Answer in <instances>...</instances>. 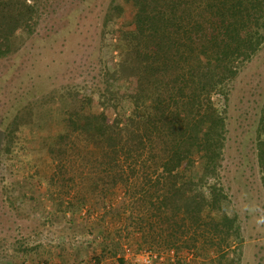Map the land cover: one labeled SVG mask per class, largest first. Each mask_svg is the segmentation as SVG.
<instances>
[{
	"label": "trees",
	"instance_id": "1",
	"mask_svg": "<svg viewBox=\"0 0 264 264\" xmlns=\"http://www.w3.org/2000/svg\"><path fill=\"white\" fill-rule=\"evenodd\" d=\"M48 1L0 0V60L33 37ZM127 9L134 26L103 42L118 49L113 65L99 56V80L89 88L74 80L36 92L2 130L0 159L31 140L26 131L35 142L37 134L34 149L43 154L31 158L32 176L41 162L49 166L41 178L53 209L128 211L141 241L173 248L175 264H187L179 255L186 247L208 255L224 240L243 241L221 170L233 83L264 45V0H110L105 25ZM123 78L136 82L135 93L113 83ZM255 131L264 181V103ZM121 188L130 200L110 204Z\"/></svg>",
	"mask_w": 264,
	"mask_h": 264
},
{
	"label": "rangeland",
	"instance_id": "2",
	"mask_svg": "<svg viewBox=\"0 0 264 264\" xmlns=\"http://www.w3.org/2000/svg\"><path fill=\"white\" fill-rule=\"evenodd\" d=\"M109 1L49 0L48 12L42 15L33 37L13 58L0 60V135L36 92L74 80L89 88L99 80L100 57L106 54L107 64L113 65L118 49L103 42L119 41L121 29L134 24L133 12L127 9L105 25ZM113 83L124 85L123 93L128 92L127 87L131 93L136 91L132 78L114 79ZM263 103L264 45L239 71L228 100L221 177L233 199L231 211L239 215L243 241L228 244L224 240L208 255L195 256L193 247H186L179 255L187 264H264V181L254 144ZM110 113L114 115L113 110ZM25 134L32 141L19 142L0 159V264H175L173 248L141 241V232L129 224L128 211L124 215L93 206L90 211L84 207L75 215H63L55 205L53 209L50 191L41 178L49 166L41 162L40 174L32 176L35 168L31 158L43 154L34 149L40 143L39 136H34L35 142L29 131ZM2 144L0 139V147ZM33 180L36 184L31 185ZM125 193L121 188L110 195V204H117L123 196L130 200ZM129 230L133 233L128 235ZM113 240L117 241V257L110 253ZM147 256L148 263L143 258Z\"/></svg>",
	"mask_w": 264,
	"mask_h": 264
},
{
	"label": "built area",
	"instance_id": "3",
	"mask_svg": "<svg viewBox=\"0 0 264 264\" xmlns=\"http://www.w3.org/2000/svg\"><path fill=\"white\" fill-rule=\"evenodd\" d=\"M143 258H144L146 263H148L150 261V258H148V256L147 257H143Z\"/></svg>",
	"mask_w": 264,
	"mask_h": 264
}]
</instances>
